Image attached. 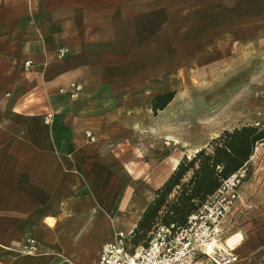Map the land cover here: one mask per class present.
Instances as JSON below:
<instances>
[{
    "label": "crops",
    "instance_id": "0c3cea01",
    "mask_svg": "<svg viewBox=\"0 0 264 264\" xmlns=\"http://www.w3.org/2000/svg\"><path fill=\"white\" fill-rule=\"evenodd\" d=\"M187 73L237 86L238 107L263 119L264 99L246 96L264 91V0H0V264H97L105 242L133 231L199 150L175 152L183 118L197 123ZM254 224L224 239L229 264H264V213Z\"/></svg>",
    "mask_w": 264,
    "mask_h": 264
},
{
    "label": "built area",
    "instance_id": "2783aa9c",
    "mask_svg": "<svg viewBox=\"0 0 264 264\" xmlns=\"http://www.w3.org/2000/svg\"><path fill=\"white\" fill-rule=\"evenodd\" d=\"M63 52V51H61ZM32 61L25 62L29 67ZM80 86L73 84L71 96L78 97ZM54 113L44 116L50 125ZM248 164L225 178L219 188L192 213L187 225L178 231L159 226L147 246L132 249L130 233L119 230L114 239L101 247L97 264H229L237 261L233 248L224 239L235 229V217L241 215V186L248 179ZM25 248L38 249L35 238H29Z\"/></svg>",
    "mask_w": 264,
    "mask_h": 264
},
{
    "label": "trees",
    "instance_id": "16d2710c",
    "mask_svg": "<svg viewBox=\"0 0 264 264\" xmlns=\"http://www.w3.org/2000/svg\"><path fill=\"white\" fill-rule=\"evenodd\" d=\"M174 94L170 91L157 95L154 110L164 108ZM262 141L264 128L242 125L225 129L190 157L184 156L163 184L155 189L153 200L130 233L132 249L147 246L159 226L169 227L174 232L185 227L189 216L225 178L248 163L256 145Z\"/></svg>",
    "mask_w": 264,
    "mask_h": 264
},
{
    "label": "rangeland",
    "instance_id": "374dc122",
    "mask_svg": "<svg viewBox=\"0 0 264 264\" xmlns=\"http://www.w3.org/2000/svg\"><path fill=\"white\" fill-rule=\"evenodd\" d=\"M189 75H192V73H187L186 76H183L184 87L181 94L184 101L195 98L198 94V108L192 110L194 114V119L192 118V120L197 123H193L192 131H190V126L192 124L186 122V120H189L188 118H183L184 122L181 125L182 139H177L181 148L175 150L177 154H192L197 148L200 149L202 146H206L211 139L217 137L225 130L223 129L224 127H232L233 125H237L235 127H241L242 124L238 125V122L245 121V115L247 122L254 121L251 124L247 123L245 125H254L259 128H264V118L254 119V107H248L247 109L238 107L239 99H244L245 97L243 96L244 93H242V98H239L240 93L237 91V86L232 85L230 90L224 91L222 89L225 85L223 84L221 77L218 78L219 80L217 81L216 78L215 81L211 80L208 82V80L202 79L203 76H200V82H196V77L194 79ZM237 78L238 77L236 76V79ZM192 83L194 86L198 85V90L191 88ZM252 86L253 84H250L249 88L251 87L250 89H252ZM234 88H236V90ZM255 98L264 99V91L248 90L246 96L247 102H254ZM207 102H209V104ZM244 112H246V114ZM190 135L193 137L192 139L189 138ZM168 142L170 141L168 140ZM171 162H174V159ZM247 164L250 169V174L248 179L245 180L241 186V202L239 204L242 219L238 222V226L237 224L235 225L234 232H238L240 228H252L253 230L254 227H256L254 224L255 218L264 213V141L256 145L254 153ZM150 174L152 178L156 173L151 170L147 177L150 178ZM125 233H128V231H125ZM241 236V233L238 232L230 237L241 239Z\"/></svg>",
    "mask_w": 264,
    "mask_h": 264
},
{
    "label": "bare ground",
    "instance_id": "6f19581e",
    "mask_svg": "<svg viewBox=\"0 0 264 264\" xmlns=\"http://www.w3.org/2000/svg\"><path fill=\"white\" fill-rule=\"evenodd\" d=\"M227 242L230 244V245H233V243H236V240L234 237H229Z\"/></svg>",
    "mask_w": 264,
    "mask_h": 264
}]
</instances>
